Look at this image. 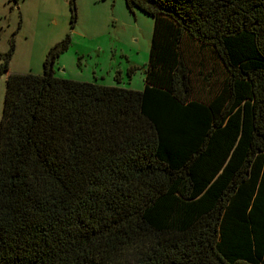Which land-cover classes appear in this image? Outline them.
<instances>
[{
    "label": "trees",
    "instance_id": "1",
    "mask_svg": "<svg viewBox=\"0 0 264 264\" xmlns=\"http://www.w3.org/2000/svg\"><path fill=\"white\" fill-rule=\"evenodd\" d=\"M125 3L142 91L6 78L0 264H264V0Z\"/></svg>",
    "mask_w": 264,
    "mask_h": 264
},
{
    "label": "rangeland",
    "instance_id": "2",
    "mask_svg": "<svg viewBox=\"0 0 264 264\" xmlns=\"http://www.w3.org/2000/svg\"><path fill=\"white\" fill-rule=\"evenodd\" d=\"M153 19L125 0H0V121L9 74L43 73L49 49L67 36L55 77L142 91ZM118 77L119 81L115 80Z\"/></svg>",
    "mask_w": 264,
    "mask_h": 264
}]
</instances>
